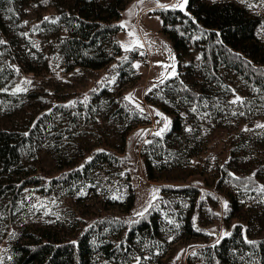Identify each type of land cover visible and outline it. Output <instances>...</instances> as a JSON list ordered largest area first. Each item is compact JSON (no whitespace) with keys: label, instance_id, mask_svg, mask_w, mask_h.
<instances>
[{"label":"trees","instance_id":"1","mask_svg":"<svg viewBox=\"0 0 264 264\" xmlns=\"http://www.w3.org/2000/svg\"><path fill=\"white\" fill-rule=\"evenodd\" d=\"M24 2L0 0V116L24 107L28 97L10 90L22 74H43L53 66L66 72L80 67L105 70L87 91L28 118L17 115L14 127L0 125V264H178L170 249L191 237L203 243L189 250L187 264H264V46L256 36L260 18L231 1L189 0L187 11L170 5L156 8L163 32L179 53L191 47L200 51L203 79L193 75L191 62L143 95L155 114L165 112L171 120L142 140L146 177L163 182L152 184L160 192L139 215L133 211L134 164L127 140L152 117L124 93L105 97L110 94L105 83L129 72L128 66L135 71L133 60L141 57L123 48L119 38L124 0L104 5L75 0L72 12H49L33 22L20 18ZM42 3L56 6L55 0ZM33 31L42 50L29 37ZM233 91L240 93L236 103L227 96ZM103 97L111 98L113 111L105 99L97 105ZM90 110L104 122L117 116L122 121L118 136L111 125H100L92 131L99 142L91 137L85 144L76 133L90 119ZM45 124L56 128L51 139L42 136ZM218 127L235 133L212 138ZM41 153L56 159V169L43 166ZM165 172L179 177L159 179ZM192 175L198 177L187 180ZM209 178L224 188L227 208L222 212ZM89 194L103 196L106 203L121 201L125 207L120 212L105 207L95 216L77 212L56 227L46 224L54 220L59 198ZM234 217L239 221L228 232L210 240V224Z\"/></svg>","mask_w":264,"mask_h":264},{"label":"rangeland","instance_id":"2","mask_svg":"<svg viewBox=\"0 0 264 264\" xmlns=\"http://www.w3.org/2000/svg\"><path fill=\"white\" fill-rule=\"evenodd\" d=\"M75 0H55L56 6L44 5L42 0H26L20 10V18L26 22H33L49 12L58 11H71L75 8ZM109 0H99L102 5L106 4ZM187 3L184 0H124L123 7L121 8V15L118 20L121 29L119 32V38L123 48L137 51L141 54V57H136L133 60V68L135 71L130 72L131 68L128 66L127 72L124 75L115 74L108 82L105 83V87L109 90V93L105 97L117 96L124 93L129 97L136 105L145 111H148L152 117V122L147 125H139L140 127L133 130L127 140V154L134 164L132 171V181L136 191L135 204L133 211L135 213L143 212L151 203V201L159 194L160 189L156 185L163 182L150 181L147 179L144 166L142 163V157L140 155V146L142 140L147 135L155 130H161L168 126L171 115L165 112L159 111L160 114H155V108L150 107L144 100V93L149 86H152L158 81H162L168 77H173L180 71L186 69V67L193 62V75L202 81L203 76L200 70L201 54L200 51L194 47H191L188 53H179L171 39L167 34L163 32V18L162 14L156 10V8L163 6H174L182 11H187ZM207 2L213 1H231L238 5L243 6L254 16L260 18V23L256 28L257 39L264 46V0H205ZM25 31V30H21ZM35 41L36 48L43 49L41 39L37 32L33 31L30 36ZM143 54V56H142ZM105 68L99 70L80 67L72 71H64L60 67L53 66L51 70H47L43 74H22L20 75L13 86L11 91L20 92L27 96V100L23 108H20L19 112L14 115L0 116V125H6L7 127H14L16 125V117L28 118L32 113L37 110H45L56 101H67L72 94L78 92H85L90 89L96 81L101 79L102 73ZM233 79L238 77L232 76ZM230 100H237L240 98V93L233 91L232 94L227 95ZM105 97L99 99L97 105H103V99H105L106 105L110 106L109 112L114 110L112 106L111 98L107 100ZM111 104V105H110ZM105 105V104H104ZM157 112V111H156ZM18 115V116H17ZM88 119L85 121L83 128L76 135L82 138L85 144H90V138H96V142H99L97 135L92 136V131L98 129L100 125L115 131V136H118L117 129L122 126V121L117 119L114 114L111 117L103 121L101 115L97 114V111L90 110ZM55 124V122H54ZM54 124H45L42 129V136L44 139H51L55 136L56 128ZM111 125V126H110ZM235 132L231 128L218 127L211 132L212 138H217L223 135H232ZM94 142L93 139L91 143ZM264 146V140H263ZM41 161L43 166L49 169H56V159L52 155L47 153H41ZM55 166V167H54ZM132 168V167H131ZM161 178L167 177L175 178L179 177L176 172H165L159 174ZM198 175H192L187 180L196 179ZM149 182V183H148ZM151 183V184H150ZM208 184L211 189L216 190L220 204L217 206V210L222 212L226 203V194L224 188L217 187L215 179L209 178ZM108 207L116 212L122 211L125 207V203L118 201L116 203H106L103 196L99 194H89L83 198L77 197H61L58 199L55 205V218L54 220L46 223L48 226H58L59 222L66 217H72L74 213H80L84 216H95L102 212V210ZM40 215H36L37 223L40 224L38 219ZM239 221V218H231L228 222L223 218H218L215 222L208 226V230L211 233L210 240L219 238L224 233ZM203 241L199 237H191L183 239L174 244L170 249V256L172 258H178V264H187L186 256L189 250L202 244Z\"/></svg>","mask_w":264,"mask_h":264},{"label":"snow or ice","instance_id":"3","mask_svg":"<svg viewBox=\"0 0 264 264\" xmlns=\"http://www.w3.org/2000/svg\"><path fill=\"white\" fill-rule=\"evenodd\" d=\"M143 2V0H141V3ZM158 2V0H157ZM184 3L186 4L187 3V0H184ZM161 7H164L163 5H160ZM46 20L48 19L47 17L45 18ZM0 43H4L3 41H0ZM240 98L237 97V100H239ZM237 101H233V103H236ZM159 115V114H158ZM165 127H167V125H165ZM156 135H160V133H156ZM225 208H227V204L225 203ZM139 215H143V213H139Z\"/></svg>","mask_w":264,"mask_h":264}]
</instances>
